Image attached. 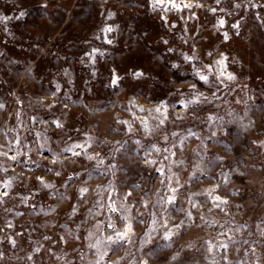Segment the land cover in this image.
Instances as JSON below:
<instances>
[{
    "label": "rangeland",
    "instance_id": "1",
    "mask_svg": "<svg viewBox=\"0 0 264 264\" xmlns=\"http://www.w3.org/2000/svg\"><path fill=\"white\" fill-rule=\"evenodd\" d=\"M0 264H264V0H0Z\"/></svg>",
    "mask_w": 264,
    "mask_h": 264
},
{
    "label": "snow or ice",
    "instance_id": "2",
    "mask_svg": "<svg viewBox=\"0 0 264 264\" xmlns=\"http://www.w3.org/2000/svg\"><path fill=\"white\" fill-rule=\"evenodd\" d=\"M186 59H188L187 57H186ZM139 75V74H138ZM200 78L202 79V80H207V77H205V76H200ZM229 79H233L234 77H232L231 75H229V77H228ZM117 83V81L114 79L113 80V84H116ZM173 191H175V190H173ZM217 199H219V198H217ZM224 203H226V201L224 202Z\"/></svg>",
    "mask_w": 264,
    "mask_h": 264
}]
</instances>
